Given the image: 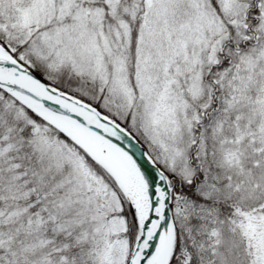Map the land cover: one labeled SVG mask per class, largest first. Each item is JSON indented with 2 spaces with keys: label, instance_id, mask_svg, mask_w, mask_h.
Segmentation results:
<instances>
[{
  "label": "snow or ice",
  "instance_id": "obj_1",
  "mask_svg": "<svg viewBox=\"0 0 264 264\" xmlns=\"http://www.w3.org/2000/svg\"><path fill=\"white\" fill-rule=\"evenodd\" d=\"M0 264H264V0H0Z\"/></svg>",
  "mask_w": 264,
  "mask_h": 264
}]
</instances>
